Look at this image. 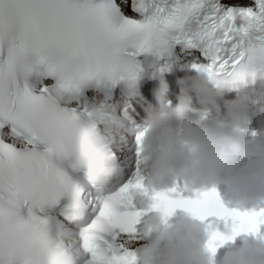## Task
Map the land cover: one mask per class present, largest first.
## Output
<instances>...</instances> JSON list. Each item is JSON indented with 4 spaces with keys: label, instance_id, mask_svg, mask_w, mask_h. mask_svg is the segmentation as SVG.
<instances>
[{
    "label": "snow or ice",
    "instance_id": "snow-or-ice-1",
    "mask_svg": "<svg viewBox=\"0 0 264 264\" xmlns=\"http://www.w3.org/2000/svg\"><path fill=\"white\" fill-rule=\"evenodd\" d=\"M174 54L264 108V0H0V264H143V221L177 210L212 255L264 241V208L145 182L127 97Z\"/></svg>",
    "mask_w": 264,
    "mask_h": 264
},
{
    "label": "clouds",
    "instance_id": "clouds-1",
    "mask_svg": "<svg viewBox=\"0 0 264 264\" xmlns=\"http://www.w3.org/2000/svg\"><path fill=\"white\" fill-rule=\"evenodd\" d=\"M177 86L173 107L167 86L156 85L155 106H147L141 120L149 186L165 190L177 181L203 190L222 186L234 207L264 208V108H251L244 97L223 100L202 74L179 79ZM140 233L143 264H264V241L253 239L215 261L205 248V226L186 213L167 226L161 216L150 215Z\"/></svg>",
    "mask_w": 264,
    "mask_h": 264
}]
</instances>
